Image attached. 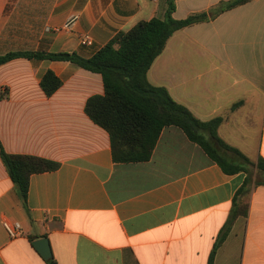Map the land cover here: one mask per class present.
Listing matches in <instances>:
<instances>
[{
    "label": "crops",
    "instance_id": "crops-1",
    "mask_svg": "<svg viewBox=\"0 0 264 264\" xmlns=\"http://www.w3.org/2000/svg\"><path fill=\"white\" fill-rule=\"evenodd\" d=\"M174 1L173 16L183 20L229 0ZM167 7L168 0H0V55L89 58ZM87 35L92 45L83 44ZM49 70L63 81L50 97L40 86ZM148 80L200 120L222 116L219 136L253 162L264 159V0L176 31ZM0 87L9 88L0 97L5 150L60 164L31 176L28 211L0 157V264H49L33 245L42 238L58 264H210L214 249L211 264H264V183L222 238L247 174L224 172L181 128L163 129L150 160L117 163L108 132L85 113L87 100L104 94L101 74L18 58L0 66ZM6 223L18 226L15 237Z\"/></svg>",
    "mask_w": 264,
    "mask_h": 264
},
{
    "label": "trees",
    "instance_id": "trees-1",
    "mask_svg": "<svg viewBox=\"0 0 264 264\" xmlns=\"http://www.w3.org/2000/svg\"><path fill=\"white\" fill-rule=\"evenodd\" d=\"M251 1L253 0L224 1L210 13L193 14L186 19L177 20L173 16L175 1L168 0L163 18L141 21L129 31H120L89 58L76 52L11 51L0 55V66L18 58L48 59L68 61L82 69L101 74L104 94L91 96L86 102L85 113L96 125L108 132L114 162L150 160L163 129L177 126L190 140L199 144L224 172L246 173L243 185L233 200L232 213L222 233L223 238L240 211L248 208L245 198L250 196L254 187L264 183L254 177V170L264 173V159L253 162L240 150L226 143L218 133L224 121L222 116L208 121L200 120L186 106L174 100L166 88L151 84L148 71L176 31L208 21ZM62 85L63 81L52 70L47 71L40 82L42 90L49 97ZM8 94V87H0L1 98ZM238 105L239 103L235 104L233 108ZM0 157L26 210L31 176L57 170L60 166L46 158L10 154L1 140ZM243 213L246 215L247 211ZM214 253L215 249L210 264ZM45 260L49 264H58L53 257Z\"/></svg>",
    "mask_w": 264,
    "mask_h": 264
},
{
    "label": "water",
    "instance_id": "water-1",
    "mask_svg": "<svg viewBox=\"0 0 264 264\" xmlns=\"http://www.w3.org/2000/svg\"><path fill=\"white\" fill-rule=\"evenodd\" d=\"M33 245L44 257V259H51L53 257L50 242L47 238H42L33 242Z\"/></svg>",
    "mask_w": 264,
    "mask_h": 264
},
{
    "label": "built area",
    "instance_id": "built-area-1",
    "mask_svg": "<svg viewBox=\"0 0 264 264\" xmlns=\"http://www.w3.org/2000/svg\"><path fill=\"white\" fill-rule=\"evenodd\" d=\"M83 44L92 45L93 44L92 38L88 35L85 36V38L83 39ZM5 228L12 237H15L17 235L18 226H11L6 223Z\"/></svg>",
    "mask_w": 264,
    "mask_h": 264
}]
</instances>
